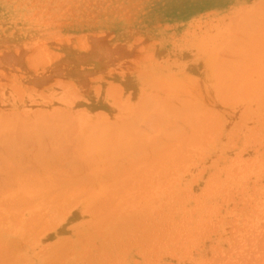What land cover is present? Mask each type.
<instances>
[{"label":"rangeland","instance_id":"rangeland-1","mask_svg":"<svg viewBox=\"0 0 264 264\" xmlns=\"http://www.w3.org/2000/svg\"><path fill=\"white\" fill-rule=\"evenodd\" d=\"M257 2H260V3H257ZM262 5H264V0H0V100H1L0 102V125H1L0 128H4V125L10 127L12 126L10 124L14 123L13 125H15V123L16 124L21 123L20 121L15 122L13 120L6 119L3 117L4 111H2V109L4 107H2V104L5 102L8 103V102L14 101L13 103H16L18 105L25 102L23 103V105L25 104L29 107L25 109L23 112L25 113L27 112L26 114L28 115H25L24 117H20L19 119L22 118V122L24 121L27 124H32V121H33V125L37 124L36 121L38 117L44 116L43 114H45L46 110H47L46 113L49 117H52L51 114H53V111L59 110L61 108H62L61 109L62 111L65 110L68 114L71 112L73 117L71 116V114L70 115L64 114L65 111L61 112L63 113V115L59 113L61 110L56 111L59 113V116L61 115L60 119L53 118L50 121V119L48 117L46 118L45 116V121H50L48 122L49 125L46 123V126L45 125L43 126L40 124V122H39L40 125L39 124L38 125L40 127L43 126L41 128H46V130L48 131L49 129H51L52 126H53L52 129L60 126L63 133L65 134L63 136H67V137H64L65 139H63L65 143H66L65 141L66 138H69V141H71V139H74V137H75V140H78L79 138L81 139V137L83 138V142L86 144L80 143L81 144L80 146L83 145V147L85 148L82 150V153H79L81 154L79 158L85 159L86 157H88V155L89 157L90 156L92 157V158L88 157L89 159H92V161L90 162L92 164L89 163L90 167L92 166V169L89 167L90 172H91L89 174H91L90 176L92 177L89 176L86 178L87 179L91 178V179H88L90 181V185L92 184L95 186V187L93 186L94 188L91 186L93 189H91L90 187V189L92 190L94 194L93 193L89 194V188H87V186H84V185H88L89 181L87 180L88 183L86 182L84 184L86 179H84L83 177H82L83 179L82 178L79 179V177L78 179H75V180L81 181V182L80 181H76V182L80 184L83 183L82 186L84 187H81L79 185L80 188H82V190L85 187L88 189L87 191L88 195H85L83 197L80 196L81 198L77 197L78 193H80V190H81L80 188L78 190L76 186L75 189L78 190V191L76 190V192L74 191V189L69 190L70 194L74 195L75 193L76 195L75 198L82 202V204H80L81 206L80 209H82L83 212L85 211L84 212L85 215H83V218H79V217L76 218L74 217L75 215H72V214L68 216L63 215L62 217L65 216V218H62L60 216L59 217L60 221L58 222L60 225L58 224L59 226H57L58 228L57 230H59V232L56 233L57 235H54L52 236V238H49L46 240L45 238L40 240L42 238L41 236L45 235L44 233H42L43 234L42 235L38 230L34 231L33 236H30L29 239L26 238V241L31 244L28 247V248H31V254L28 253V255L26 254L27 252L24 251L25 247L21 246L22 240L20 241V239H16L17 237L16 238L9 237L7 240L3 241L4 243L0 244L1 245L0 249H3V251L7 249V245L9 244L8 245L9 248L8 250H6V252L10 259L9 260L10 262L6 261L8 258H5V255H3L4 258L6 259L5 261L8 262L9 264H26L27 262L29 264H38V263L39 264H49V263L50 264H251V263L252 264L262 263L263 264L264 263L263 262L264 261V246H263L264 245V87L263 86L264 85L262 86L261 84L264 82L263 80L264 76L262 77L261 75H264V72H262L264 71L263 69L264 68V54H262L264 53V50L263 49L261 50V46L264 48L263 46L264 45L263 44L264 42V6ZM230 17H232V21L236 20L237 25H234L235 23L231 22ZM232 24L234 27L232 26ZM225 30H226V33H225ZM227 30L229 31L231 30L229 34ZM222 32H224V34ZM225 36L227 37L225 38ZM247 37H249V39ZM221 39L226 44L222 41L224 44L223 45L221 42ZM218 42H221V43H218ZM239 43H241L243 46H241V44ZM219 44L220 46H217ZM221 45H223V48H221L222 47ZM161 47H167L169 49L171 48L173 49H171L167 54H164V52L159 51ZM232 47L234 50L232 49ZM221 49H225L226 52L224 50L225 52L224 53L223 50ZM259 49L261 50L260 53L263 56L262 57L260 54L258 55L261 60V61L259 60L261 64H259L260 62L257 63L258 59L253 61L254 62L253 65L258 64L256 65L257 66L256 68L255 66L252 65L254 67V69L252 70L255 71L256 69V72H255L256 74L255 73L253 74L254 71L250 73H252L255 76L258 74L257 77L261 76L259 79L263 81L262 83L255 76L249 78L252 74L250 76L247 75V74H250L248 71L251 69V65H250L252 63L251 59H255L253 57L257 56L258 54L257 51H259ZM240 50H242V52L238 53L240 52ZM52 52H56V53H52ZM44 53L45 55H42ZM250 53H253L255 55L251 57L252 54ZM41 55L44 56L45 59L43 57V60H42ZM180 56L183 57V59L187 57V59L189 60L188 63L191 62V64H189L188 67L190 66V68L191 67H196V68L190 69V70L188 67L184 68L186 67V63L180 59ZM258 56L256 58H258ZM217 58H220V60ZM216 60H218V62ZM247 60L249 62V63L247 62L248 63L247 66L250 65L249 66L250 69L246 66ZM219 62L220 64L223 63V65L227 67H225L224 69V66L219 65ZM217 63H218L219 68H217ZM239 66H241V68L244 70L248 69L246 71L247 78L244 77L245 74H243V76L241 75L242 72H239V71H242V70H239L241 69ZM258 66L259 67L263 66V67H261L262 69L259 70ZM228 67L231 70L229 69L226 70V68ZM232 67H234L236 70L235 69L233 70ZM216 69H218V73ZM220 69H222L223 71L221 72ZM232 70L235 72V74ZM236 71L238 72V75L240 73V76H242L240 78H243L245 80L253 78L251 80L252 83L249 80L247 83V87H250L251 89L250 88L246 89L244 88L245 86H242L241 88L242 90H245V89L246 91L248 90L246 92L247 94H245L244 92L246 96L245 97L242 96L243 94L237 95L238 94V91H237V94H236L237 96L233 95L234 96L232 98L233 102L228 101L227 105H223L222 102L224 101L220 103L219 99L217 98V93L218 91H220L219 89H221V85L223 82H221V85L219 83L220 86L218 89V86L216 83L219 80L217 79V76L218 78L220 76L222 78L225 72L224 77L230 81L231 77L229 76L230 79L227 77L228 75H230L228 73H231L235 76L237 75ZM257 71H260V72H257ZM261 72L263 74H261ZM215 74H218V75H215ZM234 76L232 77L234 78ZM235 77L238 80L237 76ZM221 78L220 80H222ZM245 80H244V84H245ZM92 81H95V82L93 83ZM229 81L227 84L230 85V82L232 81L230 82ZM242 81L243 80H241L239 84L235 82V84L237 86L240 85V83L243 84ZM56 82L58 85H55ZM69 82L71 83V85H69L70 84ZM249 82L252 85H250ZM60 84H62L63 87L62 86H60L61 88L58 87ZM111 84L113 85V87L111 86ZM114 84L117 87L116 89H113L115 88ZM227 84L225 85L223 84L222 87L224 88L225 86L228 87ZM257 84L261 87L259 88ZM96 85H98L97 86L99 87L98 89ZM126 86H129L131 89L127 91L132 92L135 89L137 90L136 92L134 91L135 95L133 96L136 99H134L133 101H130L129 98H127L129 96L127 95L126 91L124 92V89H126ZM196 87H198V89ZM111 88L113 90H111ZM226 88L224 89L225 92L227 90H230V87H228L229 89H226ZM234 89H236V87ZM239 89L240 88H238V90ZM114 90H116V92ZM222 92L224 91H221V93ZM125 93L127 96L125 95ZM220 94L218 93V96H220ZM227 94H229V91L227 92ZM157 95L159 96V99L164 98L163 101L162 100L161 102L159 101L160 103H158ZM67 96L69 98H67ZM96 96H98L100 99V100L98 99L99 101L97 102H96ZM222 96L224 97L225 95H222ZM56 97H58V99ZM62 99H64L66 103L65 102L62 103L63 102ZM165 100L167 101V103L170 102L169 103L170 105H172L171 103H173V105L174 104L177 105L180 109H182V111L184 110V112L185 110L189 112L197 111V113L202 112L201 114H203L204 112L206 113V117H208L207 115L208 112L205 111V110H208L209 119L210 117H212L210 116V112H211V115L216 114L217 116L220 117V119H218L220 121L218 122L217 120H215L216 121L215 123L218 122L221 124H218L219 126L217 127V129H216V126H213L214 129H216L215 132H212L213 134H211L210 132L212 127L208 124L210 126L209 127L210 130L207 128L208 134H207V131H206V134L207 136H209V133L212 135L210 136L211 140L209 139V141H206L207 140L206 134L204 133L205 135H203V133H201V129L198 130L199 127L195 128L196 131L192 129L193 131H195L196 136L198 133L199 134L201 133V135L206 136L205 138L206 144H202V142H204L202 141L203 136L201 137L198 135L200 140L198 141L199 143L197 144V146H195L197 142L195 143L194 141L195 145L193 146V144H190L192 143V141H190L189 146L192 145L193 147L190 146L188 148L193 149L191 150V153L194 150L196 152L202 153L200 155L199 153H197L198 154L197 156L199 158L198 157L196 158L195 151L192 157L186 158L185 160L183 159L184 157L183 156L181 158L182 161H179L180 157L178 156V161L179 163L181 162L180 164H183L184 163L183 161L186 162L184 165H182V167L186 169L185 171L183 168L182 170L180 169L181 165L179 167L175 165L176 162L174 160L177 157L174 159L173 157L176 156L177 154L175 155L173 153L172 149L174 147H172L171 146L172 143L169 144V142L167 143L169 144V147L171 146V149L169 151H172V152L165 151L166 158L163 157V159L165 158L164 161H162L163 160L161 158L162 156L160 157L161 159H158L156 157V160L158 159L159 163H161L159 160L162 161V164H160L161 166L159 167L155 166L154 162H156V160L155 161L153 160L155 157L152 159L153 163L151 162V159L149 160L152 163L151 164L152 167L153 166H155L154 168L158 167L162 172L158 168L154 171L153 170L154 168L152 169L151 166H148L149 164L146 165L144 163L145 167H148V168L150 167L149 170H153V174L151 172L150 174H148V172H144L145 176H147V174L148 176L149 175L151 176L150 177L147 176L149 179L147 183H145L146 181L142 182L145 185L148 184V187L145 186L144 188H141V189L138 188L137 192L139 193L143 191V194L141 193L137 194L139 196L135 198L136 202L133 201L134 192L133 193L130 192V194H128V197L130 196L129 197L130 202H128L129 199H127L128 198L127 197L126 198L127 200L125 199L126 201L124 205L123 204L121 205L120 202L124 200L122 199V197H120L122 196L120 195L122 194L120 193L121 189L119 192H117L118 190L115 189L117 188L116 186L120 184L118 182L119 181V177H118L119 175H118L117 176L118 180L116 179L114 180H116L119 184L117 183L118 184L117 185L115 183L116 186L112 187L114 190H117L116 191L117 194L113 195L114 198L119 193V198L117 200L119 203L116 202V198H115V202L113 204L115 205V203H117L118 208H119V210L116 211L117 212L116 214L112 213V215L114 214L116 218L113 217L114 218L113 219L112 217H110L111 219H109L107 215H102V218L104 217L108 219L107 221H105V219L103 220V222L101 223L103 224V226H101V224L99 225L100 221L98 222V219L99 220L101 219L100 215H98L99 213L97 211L96 212L87 211L88 213H86V206L88 207V210H91L89 209L88 204H90L93 198H94V201L95 200L98 201L99 199L97 200V197L99 198L100 196L101 198L103 195L107 196L105 195L104 192L107 190L108 185L112 184V183H109L112 179H109L110 181L107 180L108 178L106 179L107 176H104V173L107 174L106 172H109L110 170L112 172H115L117 170L115 169L117 165H120V164L128 165V162L126 161H125L126 163H120L122 159L118 161L117 158H112L115 163V164L112 163L115 165L113 167L114 169H110V168H109L110 170L106 169L108 171L106 172L104 171V173L102 174L101 169H104V163L106 162V160L104 161L105 159L104 157L108 158L111 162V159H110L111 156L110 157L109 155L108 157L107 155L105 156V154L108 152V149H110L109 145L107 148H106V145L110 142H111V145L113 143L111 147H114V145L116 146L114 147L113 150L115 151L119 150L116 153V157L125 153L124 155L120 157L123 159L124 158L126 159L125 156H128L127 154L130 153L131 155L132 154L131 151L133 153L134 152L136 153V157H137V154L138 156L139 154L140 156L144 155L142 153H144L145 149L142 150V153L134 150V148H136L138 149V151H140L143 148L142 147L139 150L138 143L141 144L143 140L145 141L144 134H146V138L148 139L147 136H149L150 130L151 132L153 131L154 128H156L157 130L158 126L161 125L162 122L165 121V123H167L169 121H172L173 118L175 119V117L169 119L171 115L173 116V113H174L173 110H172V113L169 115V117L167 116L169 114V112L167 113V111H169L168 110L169 108L172 109V106L169 107V105L165 103L166 108L167 106L169 108L167 110L166 109L164 110L165 107H162V104ZM223 100H226V98L225 99L223 98ZM227 100L225 101V104L227 103ZM147 102L153 105H156L157 108L160 106L159 109H163V111L166 114V117L164 118H166V120L168 118V121H166L163 118L164 121L161 120V122H159L158 116L161 119L162 115H164V112H162L160 115L159 112H161L162 110L159 111L158 109L159 112L155 111V109L157 108L152 109V107H155V106L151 105L152 106L151 107L150 104ZM143 103H145V105H143ZM66 104L69 106H67ZM148 104H149V107H147ZM175 105H174V108H175ZM119 106L124 109L119 108ZM189 106H191V108H189ZM21 107L23 106L21 105ZM135 108H137V110ZM139 108L141 109L140 116L138 112ZM179 108H177L178 109L177 112L179 111ZM200 108L203 110L200 111L201 110ZM36 109L38 110L34 111ZM82 110L84 112H82ZM152 110L154 111L152 113H149ZM33 111L34 113L36 112L35 116L33 114ZM39 111H40V114L38 113ZM174 111L176 113V110ZM184 112L183 113L179 112L180 114L178 116L180 117L181 114L185 115ZM111 113H114L113 116L115 117V119L112 118L111 120V117H112L110 116ZM56 114L57 113H55V115ZM193 114L190 113L191 116H193ZM189 116H186L185 118L187 120L186 119L185 120L190 123V126L192 128V125H194V122L196 119L193 121L192 117L190 116L192 119L191 121L192 124H191V122L189 121L190 118H188ZM195 116L197 117L198 114ZM41 119H44V118H39L38 120H41ZM181 119L183 120V117L178 119L180 120V122L177 120L179 124H182L184 121V120L182 121ZM57 120H58V125H57ZM132 120H134L135 122H133ZM212 120L210 119V121ZM42 121L43 120H41V122ZM78 121H79L78 124L80 126L79 125L77 126ZM206 121L204 122L205 127L207 125ZM51 122L54 123V125H51L50 124ZM154 122H159L160 124L156 127L155 125H157V123H155L154 125ZM172 122H171V126L174 125L176 121L174 122V124ZM203 122L201 124H203ZM1 123H3V126ZM152 123L153 125H151ZM42 124H45V123L42 122ZM110 124H112V126L114 125L113 127L116 129L111 127ZM123 124H126V126ZM128 124L130 127L128 126ZM184 124L185 123H183V125ZM198 124H200V122ZM165 125L164 123L162 124V126H165ZM177 125L175 124L172 129H169L171 128L169 124H168L169 128L166 125L164 128L167 127L168 130L167 129L165 130L161 126L166 131L165 133L163 130V132L165 133L164 136H166L167 138L168 133L170 132L169 130H173L174 127H176ZM186 125L188 124L186 123ZM76 126L78 127V129ZM83 126L84 127L88 126L89 128L87 129L89 130H87L86 128L84 129H86L87 131L84 130ZM152 126L154 128H152ZM180 126L179 128H181ZM47 127L49 129H47ZM81 127H82V131L83 130L86 131L85 135L83 131V135L85 138L82 136ZM185 127L186 128L183 127L182 129H185V130L187 129L189 131L188 129L189 127L188 128L187 126ZM156 130L153 131L154 135H156L157 133ZM108 131H110L109 134L111 133L110 140L109 138H106L109 136ZM167 131L169 132L167 133ZM176 131L179 133L180 129ZM176 131L175 132L173 131V134L177 133ZM188 131L184 133H188ZM219 131L221 132V134ZM73 132L74 134H72ZM78 132L80 133V136L79 138H76L75 133L79 135ZM153 132L151 134H153ZM160 132H161V129H160ZM160 132H159V135H160ZM115 133L117 134V136ZM170 133L171 135H173L172 132ZM184 133L181 132V134H184ZM72 135L73 136L75 135V136L70 139ZM159 135L158 137L161 136ZM171 135L170 137H172ZM36 136L38 135H35L32 138L29 137V139H31L30 141H32V144L35 143L34 140H37ZM42 136L44 137L46 136L44 139L49 140V141H51V139H48V137L52 138L54 136L53 138H55L56 140L55 142L54 140L52 141L54 142V144L51 142L53 144V146L50 144L52 147L49 146L51 149L53 148L54 149L53 150L50 149L49 152L50 153L52 152L54 155H55V152L53 151H56V155L57 153L58 155L62 153L61 149L59 150V152L57 151L60 147L64 146L63 143H62V146H60L61 144L57 143L59 142L57 141V138H59L60 136H55V135H53L52 137L47 136V135H42ZM63 136H61L58 140L62 139ZM129 136L131 137L129 138L130 141L128 140ZM164 136H161L160 138ZM113 137L114 139H112ZM170 137L168 140H170ZM180 137L181 135H179V138ZM105 138L108 141V143H105ZM115 138L117 139L115 140ZM160 138L158 139L160 140ZM182 138L183 137L180 138L182 140L181 143L182 144L184 143L185 145L186 141L183 142ZM41 139H40V143L42 144L45 140L43 141L42 139L41 141ZM165 139L162 138V142L161 140L160 141L155 140V142L159 141L162 145V143L164 144L163 140L167 142V140ZM63 140H60V141L62 142ZM75 140H72V141L74 142ZM78 141H81V140H78ZM151 141L153 142V140ZM173 141L175 142V140ZM45 142H44L45 143L44 146L50 143V142L48 143L47 141ZM55 143H57V148H56ZM146 143L147 142H145V144ZM175 143L176 145L179 144L178 141ZM38 144L39 142L37 143V145ZM76 144L77 143L75 142L72 143L73 145L72 148L76 147ZM158 144L156 143V146ZM58 145L60 146L59 148H58ZM78 145L77 147H79ZM141 145H144V144H141ZM147 145H149V143H147ZM147 145H146V149L150 147ZM161 145H158V147L154 146L156 148L154 147L153 148L156 151V149L159 147H160L159 149H161ZM70 146H71V143L68 145V148H67L69 149V151L67 150L69 152V154L67 152L68 155H70L71 153L70 151L72 150ZM135 146H138V147H135ZM49 147L47 149H49ZM129 147L130 148L134 147V148L131 150ZM185 148H187V146H185ZM197 148L199 149L197 150ZM81 149L82 148H80V150ZM39 150H40V147L38 151ZM74 150L72 151L74 152ZM103 150H106L104 155L101 153V151ZM127 150L128 151L130 150V151L126 154ZM182 150L184 149L182 148L181 151ZM77 151L78 150H75V152ZM149 151L150 150H148V152ZM179 151L180 150L178 149V152ZM83 152H84V155L86 156L85 157L83 155V157L85 158H82ZM109 152L111 154V152L113 151H109ZM160 152H158V154ZM188 152L189 151L185 153L184 151V155L189 154ZM52 153L51 154L46 153V155L51 156V158H49L50 156L47 157L50 159V161H52L53 160L52 158L54 157ZM169 153H171V155ZM168 154L170 155L169 157L171 158V160L168 159L169 158ZM64 155H61V156L63 157ZM147 155H148V158L146 156H142V158L143 157L145 158V162L148 161L150 157L152 158L154 154L152 155L151 153ZM149 155H152V156L149 157ZM40 156L41 154L39 155V157ZM130 157L129 158L127 157L130 162H133L136 158L135 155H134L135 158L134 157L130 158ZM54 159L56 160L55 161L53 160L52 162H56L57 164L58 162L57 158L54 157ZM131 159L133 161H131ZM192 159L194 160V163H192L193 162ZM38 160L39 159H37V161ZM40 160L42 161L43 159L41 158ZM44 160L46 162L45 164H47L46 158H44ZM166 160H168L170 163L174 161L172 163L173 166L170 163L167 164L168 161L166 162ZM50 161L48 160V164H51V166H53L55 163L54 164L49 163ZM102 161L104 162L103 164H102ZM116 161H118V163ZM138 161H140V163L143 165V163L141 162V159H139ZM138 161L135 160V162H138ZM39 162L37 165H41V162L40 163ZM158 162L157 164L159 165ZM138 163H136V171L143 169L142 168L143 166L141 167V165ZM163 164L164 165L166 164V166H164ZM51 166L50 168H52ZM132 166L130 167L132 168ZM30 167H34V166H30ZM43 167L44 165L40 166V168L39 166L34 167L35 169L30 168L31 170H37V171H34L35 173L40 171V174H39L40 176L36 173V175L34 174V177H33L32 175L34 173L33 171L25 172V171H28V170H25L24 171L25 174L24 172L21 171L22 172L20 173L22 174L21 178L25 175L26 178L25 177L24 178L26 180L29 176L33 177V178L30 177L31 179L37 178L38 180L42 178V176H45V174L44 175L42 174L43 169H44ZM122 167L123 166H121V168ZM130 167H127L129 171H131V169H129ZM119 168L120 166L118 167V170H121V168L120 169ZM174 168H176V170H174ZM203 168L204 170L200 172V170H202ZM87 169L88 168H86V172L88 174ZM93 169H95L96 172H94L95 170ZM118 170L117 172H121ZM145 170H147V168ZM165 170H168V171L170 170L169 171L170 173L168 172L166 173V174H169L167 177L165 176ZM172 170L174 171L175 175H173ZM18 171L19 170H17V172ZM159 171L162 173V175L159 173ZM126 173L128 175L130 172L129 173L126 172ZM133 173L134 171L131 173V178L133 177ZM114 174H113V177H114ZM136 174L138 175V173ZM160 175L161 176L164 175L165 178H159ZM170 175H172V179L170 178L171 177ZM109 176L110 175H108V177ZM120 176L122 177V175ZM152 176L154 177V180ZM95 177H97V180L95 179ZM100 177L103 179H106L109 184L108 185L105 184V181L101 182V180L99 179ZM192 177H195V178L193 179ZM21 178L19 176L18 181H20ZM30 178H29V181H30L29 183L31 185ZM46 178L51 182L53 179L54 180L53 183L54 185H56L55 184L56 178L54 179L53 176L47 177V175H46ZM57 178L60 180L58 176ZM61 178H64V177H61ZM92 178H94L98 183L100 182L99 185L96 186L97 182L94 179H93L94 181L93 182ZM135 178L137 179L136 176L133 179L137 181ZM45 179L42 178L40 180L45 182V184L42 183V185L48 188H44L42 185H41L42 186L41 188L40 182L35 183V184L36 185L39 184L37 185V187L39 186V188H41L42 191H44L43 189H45V192H46L49 188L52 189L53 186L51 185L52 183H50L52 187L46 185L47 181H44ZM24 180L22 178L21 181H24ZM83 180L84 182H82ZM134 180H133V183H131L132 181L130 180L131 181L130 183L134 184L135 183ZM144 180H147V179H144ZM192 180H195V181H192ZM6 181L7 180H5L4 183L2 182V184H4L3 187L9 184L10 186L9 189H13V188L15 189V187L19 188V185L15 186L14 182L12 183L14 186L13 187L11 183H9L10 180L9 182L7 181L8 182L7 184H5ZM154 181H155L154 184L157 185V186L155 185V187L153 184ZM162 181L168 182V183L165 184L163 182L165 184L163 185ZM24 182H19V183L24 184ZM33 182L34 181H32V184ZM25 183H28V181H26ZM78 183L76 184L78 185ZM23 184H21V186ZM135 184L138 185L139 181ZM135 184H134V187H135ZM9 186H5L3 188L1 185L0 187L5 190V188ZM126 186L127 185H125V187ZM23 187H20V188H23ZM37 187L35 188L33 187L34 189L31 188L30 190L32 189L36 190ZM71 188H74V187L72 186ZM118 188H121L120 185L118 186ZM145 188H147V190ZM23 189H24L23 191L28 190V188L27 189L23 188ZM87 189H84V191ZM100 189L104 192L100 191ZM132 189L130 191H132ZM134 189L137 190V186ZM18 190L19 189H17L16 191L17 193H18ZM110 190L111 189H109V191L107 192L110 193ZM19 191H22V190L20 189ZM48 191L46 192V194H49ZM128 191L129 190H126L123 192L126 195ZM149 191L151 192L153 191V192L150 193ZM64 192H66V190ZM17 193L16 195L20 196L21 198L23 197L22 199H24L25 202L28 200V198H26L27 200L24 198V194H21L20 192H19L20 194L19 193L17 194ZM97 194L99 196H97ZM2 195L3 196L5 195L7 197L9 196L8 194H2ZM28 195L29 194H27V191H26L25 196L28 197ZM141 196L143 199H141ZM106 198L109 199L108 197ZM106 198L104 199V201H107ZM0 199L4 203L7 202V204L9 205L10 204H12V206L14 205L13 202L12 203L8 202L10 201L9 199L8 200L7 199L4 200L2 198ZM18 200H20V198ZM34 201L36 202L35 199ZM102 201L100 203H102ZM154 201L156 202L154 203ZM123 202L124 201H122V203ZM137 202L141 205H139ZM21 204L24 205L23 203ZM125 205H127V208ZM24 206H28V205H24ZM95 206H94V209L98 207V206L96 207ZM106 206H109V203H107ZM137 206L139 208H137ZM16 207L14 209H16ZM134 207H136V209H134ZM9 208H12L10 210L13 211V207H9ZM114 208H117V207L114 206ZM158 208H159V211H156L158 210ZM0 209L3 213V215L1 214L0 215L4 217L7 215L6 216L7 222H9V223H2L3 226H1V223H0V227L10 229L13 226L11 225L10 227H8L12 222V220H10L11 218L8 219V215L9 214L11 215V212L7 214L8 209L7 211L4 212L5 209L1 205H0ZM26 209L27 208H25L24 211ZM123 209H128V211L127 210L124 211ZM137 209H138V213L135 212L137 211ZM16 210H14L13 212L17 213ZM153 210H155L156 213ZM24 211L20 210L22 215L24 214ZM106 211H109V209ZM120 211L124 212L125 214H122V212L120 213ZM146 212H148L147 213L148 216ZM119 214H122V215H119ZM13 215L15 216L16 214H13ZM17 215L20 216L18 217V219H20L22 216L19 214ZM97 215L98 217H96ZM125 215H126V218H125ZM29 216L30 214L26 213L25 217L28 218ZM94 216L96 219L98 218L96 221L92 219ZM151 216L153 217L151 218ZM132 218H135V219L133 220ZM140 218L141 220H137ZM120 219H121V223L119 221ZM110 220L112 221L111 223L108 222ZM1 221L2 220H0V222ZM90 221H91L90 225L91 224L93 225V223L96 224V222H98L97 227H98L99 233H102V231L100 232V230L103 229L104 232L101 234V237L100 235H98V233H96L98 231L97 227L93 228L89 224L88 225L86 224ZM116 222L117 223L119 222L120 226L119 224L116 225ZM82 223L86 225H82ZM104 223H105V226H104ZM13 224H14V221H13ZM22 226L18 228L21 230H24ZM25 229L27 231L28 227ZM111 231H113L112 234H111ZM35 233H37V236L35 235ZM53 234H55V232ZM200 234H203V235H200ZM254 235H257V236H254ZM83 237L86 238V240H83L84 239ZM252 237L254 239H252ZM92 243H95V244H92ZM2 244L5 245V246L3 245L4 247H6L5 249L1 248ZM93 246H95V248H93ZM86 247H88L87 248L88 253L85 250ZM247 248H248V251H246ZM10 249H13V251H11ZM9 250L11 251L10 253L14 254L13 256L18 257V259L21 260L19 263H16L17 259L14 260L15 257L13 258V256H11L12 254L11 255L8 254ZM83 251H86V252L84 253ZM3 264H5V262Z\"/></svg>","mask_w":264,"mask_h":264},{"label":"bare ground","instance_id":"bare-ground-1","mask_svg":"<svg viewBox=\"0 0 264 264\" xmlns=\"http://www.w3.org/2000/svg\"><path fill=\"white\" fill-rule=\"evenodd\" d=\"M257 3H260V2H257ZM257 3H256V4H257ZM256 4H254V5H256ZM262 6H264V5H262ZM254 7H255V6H254ZM254 7H253V8H254ZM253 8H252V9H253ZM250 10H251V9H250ZM250 10H249V11H250ZM230 11H231V10H230ZM242 12H244V11H242ZM252 12H253V11H252ZM246 13H247V12H246ZM239 14H240V13H239ZM240 15H241V14H240ZM237 16H238V15H237ZM234 17H235V16H234ZM241 17H242V16H241ZM230 18H231V22H232V23L234 22V23H235L234 25H237V24H236V20L234 19L235 21H232V17H230ZM236 18H237V17H236ZM239 18H240V17H239ZM241 22H242V21H241ZM257 25H258V24H257ZM232 26H233V24H232ZM230 27H231V26H230ZM233 27H234V26H233ZM227 31H228V34H229V32H230L231 30H230V31L227 30ZM255 32H256V31H255ZM261 32H262V30H261ZM222 33L224 34V32H222ZM225 33H226V30H225ZM231 33H232V32H231ZM218 34H219V33H218ZM231 35H232V34H231ZM255 35H257V34H255ZM240 36H241V34H240ZM226 37H227V36H225V38H226ZM234 38H235V37H234ZM247 38L249 39V37H247ZM255 38H257V37H255ZM228 39H229V38H228ZM223 40H224V38H223ZM223 40L221 39V42H222ZM234 40H235V39H234ZM199 42H200V41H199ZM201 42H202V41H201ZM221 42H218V43H221ZM223 42H224V41H223ZM223 42H222V44H223ZM226 42H227V41H226ZM250 42H251V41H250ZM250 42H249V43H250ZM224 43H225V42H224ZM199 44H200V43H199ZM215 44H217V43H215ZM225 44H226V43H225ZM239 44H241V43H239ZM263 44H264V42H263ZM223 45H224V44H223ZM223 45H221V46H222L221 48H223ZM250 45H251V44H250ZM250 45H249V46H250ZM254 45H255V44H254ZM211 46H212V45H211ZM213 46H214V44H213ZM213 46H212V47H213ZM217 46H220V44L217 45ZM241 46H243V45L241 44ZM263 46H264V45H263ZM239 47H240V46H239ZM258 47H259V46H258ZM258 47H257V48H258ZM226 48H227V46H226ZM236 48H237V47H236ZM236 48H235V49H236ZM247 48H248V47H247ZM247 48H246V50H247ZM257 48H256V49H257ZM171 49H173V48H171ZM171 49H169V48H167V47H161L159 51H160V52H164V54H167ZM230 49H231V48H230ZM230 49H229V50H230ZM232 49H233V47H232ZM262 49L264 50V48L261 46V50H262ZM219 50H220V49H219ZM219 50H218V51H219ZM221 50H223V52H224L225 49H221ZM233 50H234V49H233ZM238 50H239V49H238ZM251 50H252V49H251ZM261 50L259 49V51H257V52H258L257 56H258L259 54H260L261 56H262V54H264V53H262V54L260 53ZM227 51H228V50H227ZM235 51H236V50H235ZM248 51H249V50H248ZM254 51H255V50H254ZM254 51H253V52H254ZM221 52H222V51H221ZM221 52H220V53H221ZM225 52H226V50H225ZM225 52H224V53H225ZM232 52H233V51H232ZM241 52H242V50H240V52H238V53H241ZM249 52H250V51H249ZM39 53H40V52H39ZM39 53H38V54H39ZM52 53H56V52H52ZM36 54H37V53H36ZM222 54H223V53H222ZM222 54H221V55H222ZM250 54H252L251 57L255 55V54H253V53H250ZM33 55H34V54H33ZM42 55H45V53L42 54ZM42 55H41V56H42ZM236 55H237V54H236ZM242 55H243V53H242ZM31 56H32V55H31ZM54 56H55V54H54ZM244 56H245V55H244ZM257 56H256V57H257ZM261 56H260V57H261ZM43 57H44V56H42V60H43ZM218 57H219V55H218ZM221 57H222V56H221ZM238 57H239V56H238ZM256 57H253V58H255V59H251V60H252V63L250 64V65H251V69H250V67H249L250 65L247 66L248 63H249L248 60L246 61V63L248 62V63L246 64V66L250 69V70L248 71L249 73L254 71V70H252V69H254L253 66H255V68H256V67H257L256 65H258V64H256V63H255L256 65H253V64H254L253 61H255V60H257V59H258V60H257L258 62L256 61L257 63H259V62L261 61L260 58H259V56H258V58H256ZM262 57H263V56H262ZM262 57H261V58H262ZM33 58H34V57H33ZM33 58H32V59H33ZM233 58H234V56H233ZM242 58H243V57H242ZM34 59H35V58H34ZM39 59H40V58H39ZM44 59H45V57H44ZM180 59L186 63V67H184V68H187L188 65L191 64V62L188 63L189 60L187 59V57H185V58L183 59V57L180 56ZM192 59H193V58H192ZM192 59H191V60H192ZM217 59L220 60V58H217ZM231 60H232V59H231ZM233 60H234V59H233ZM259 60H260V61H259ZM40 61H41V60H40ZM46 61H47V60H46ZM192 61H193V60H192ZM216 61L218 62V60H216ZM240 61H241V59H240ZM243 61H244V60H243ZM29 62H30V61H29ZM43 62H44V61H43ZM238 63H239V62H238ZM27 64H28V63H27ZM36 64H37V63H36ZM36 64H35V65H36ZM224 64H225V63H224ZM243 64H244V63H243ZM259 64H261V62H260ZM262 64H263V63H262ZM44 65H45V64H44ZM219 65L222 66L223 63L220 64V62H219ZM252 65H253V66H252ZM165 66H166V65H165ZM167 66H168V65H167ZM169 66H170V65H169ZM223 66H224V65H223ZM234 66H235V65H234ZM246 66H245V68H246ZM225 67H227V66H224V69H225ZM229 67H230V66H229ZM229 67L226 68V70H227V69L231 70ZM236 67H238V66H236ZM239 67L241 68V66H239ZM252 67H253V68H252ZM258 67H259V66H258ZM261 67H263V66H261ZM261 67H259V70L262 69ZM34 68H35V67H34ZM188 68H189V70H190V69H195L196 67H191V68H190V66H189ZM217 68H219L218 63H217ZM222 68H223V67H222ZM25 69H26V68H25ZM232 69L234 70L235 68L232 67ZM263 69H264V68H263ZM220 70H221V72L223 71L222 69H220ZM226 70H225V71H226ZM233 70H232V71H233ZM235 70H236V69H235ZM239 70H242V71H239V72H242V73H241L242 76H243V74H245L244 77H246L247 75L250 76V75L252 74V73L247 74L246 71H247L248 69L244 70V69L241 68V69H239ZM257 70H258V69H257ZM216 71H217V73H218V69H216ZM244 71H245V73H244ZM233 72H234V71H233ZM236 72H237V71H236ZM255 72H256V69H255V71L253 72V74H254ZM257 72H260V71H257ZM262 72H264V71H262ZM262 72H261V74H263ZM112 73H113V72H112ZM226 73H227V72H226ZM220 74H221V73H220ZM220 74H219V75H220ZM224 74H225V72H224ZM224 74H223L222 78H221V76H220L219 78H218V76H217V79H218L219 81H218V80H217L218 82L215 81V82H217L216 84H217V86H218V89H219V86L221 85V82H223L222 85H221V89H219L220 91H218L219 94L221 93V91H224V92H225L224 89H225L227 86H225V88L222 87V86H223V84H224V85L227 84L228 81H229L227 78L224 77V76H225ZM228 74H230V75H228L227 77H228L229 79H230V77H231V80H230V81H232V82L229 81V82H230V85L227 84L228 87H230V90H227L225 93L222 92L223 94L221 93L220 96H218V93L215 92V93H217V98L219 99L220 103H221L222 101H224V102H222L223 105H227V104H228V101H229V102H230V101L233 102V101H232V98H233L234 96L239 95V94H243L242 96L245 97V96H246L245 94H247L246 92L248 91V90L246 91V89H247V88H248V89L250 88V87H247L248 80L251 81V80L253 79V78H252V79H248V80L246 79V80H245V79H243V78H240V77H242V76H240V73H239V75H238V72H237V75H235V76H237V78H238V80H239V81H238V80L236 79V77H235L233 74H231V73H228ZM234 74H235V72H234ZM246 74H247V75H246ZM253 74H252L249 78L255 76V75H253ZM255 74H256V73H255ZM215 75H218V74H215ZM259 75H260V73H259ZM107 76H108V75H107ZM111 76H112V75H111ZM130 76H132V75H130ZM229 76H230V77H229ZM232 76H234V78H233ZM257 76H258V74H257L255 77H256L257 79H259L261 76L263 77L264 75H261V76H259V77H257ZM105 77H106V76H105ZM220 78H221L222 80H220ZM246 78H247V77H246ZM256 78H255V79H256ZM263 78H264V77H263ZM102 79H103V78H102ZM226 79H227V81H226ZM232 79H233V80H232ZM261 79H262V78H261ZM95 80H96V79H95ZM133 80H134V79H133ZM241 80H243V81H242L243 84L240 83V85L237 86V85L235 84V82L238 81L237 84H239V82H240ZM244 80H245V84H244ZM259 80H260V79H259ZM263 80H264V79H263ZM225 81H226V82H225ZM92 82L94 83L95 81H92ZM103 82H104V81H103ZM256 82H257V81H256ZM260 82L262 83L263 81L260 80ZM69 83H70V82H69ZM219 83H220V85H219ZM231 83H232V84H231ZM233 83H234V84H233ZM249 83H250V82H249ZM251 83H252V81H251ZM251 83H250V85H252ZM259 84H260V83H259ZM55 85H58L57 82L55 83ZM69 85H71V83H70ZM114 85H115V84H114ZM261 85L263 86V85H264V82H263ZM13 86H14V85H13ZM60 86L63 87L62 84H60L58 87H60ZM64 86H65V85H64ZM97 86H98V85H96V87H97ZM111 86L113 87L112 84H111ZM239 86H240V87H239ZM242 86H245L244 88H246V89H245V90H242V89H241ZM257 86H258L259 88L261 87V86H259L258 84H257ZM14 87H15V86H14ZM94 87H95V86H94ZM96 87H95V88H96ZM114 87H115V88H113V89H116V88H117L116 85H115ZM135 87H136V86H135ZM198 87H199V86H198ZM198 87H196V88L198 89ZM228 87H227L226 89H229ZM235 87H236V89H234ZM263 87H264V86H263ZM47 88H48V87H47ZM60 88H61V87H60ZM92 88H93V87H92ZM98 88H99V87H97V89H98ZM119 88H120V87H119ZM136 88H137V87H136ZM201 88H202V86H201ZM231 88L234 89V90H232ZM238 88H240L241 90H240V89L238 90ZM244 88H243V89H244ZM254 88H255V87H254ZM62 89H63V88H62ZM70 89H71V88H70ZM113 89L111 88V90H113ZM216 89H217V88H216ZM216 89H215V91H216ZM222 89H223V90H222ZM250 89H251V88H250ZM255 89H256V88H255ZM16 90H17V89H16ZM72 90H74V89H72ZM83 90H85V89H83ZM120 90H121V89H120ZM127 90H131L129 86H126V89H124V92L126 91L127 95L129 96V97H127V98H129L130 101H133L134 99H136L133 95H135V92H136L137 90L135 89V90H134L135 92H134V91L131 92V91H127ZM231 90H232V91H231ZM235 90H236V91H235ZM75 91H76V90H75ZM114 91L116 92V90H114ZM114 91H113V92H114ZM185 91H186V90H185ZM228 91H229V94H227ZM233 91H234V92H233ZM237 91H238V94H237ZM239 91H240V93H239ZM249 91H251V90H249ZM19 92H20V90H19ZM164 92H165V90H164ZM230 92H232V93H230ZM244 92H245V94H244ZM17 93H18V92H17ZM100 93H101V92H100ZM126 93H125V95H126ZM209 93H210V92H209ZM209 93H208V95H209ZM120 94H121V93H120ZM210 94H211V93H210ZM236 94H237V95H236ZM111 95H113V94H111ZM127 95H126V96H127ZM222 95H225V96L223 97ZM226 95H228V96H226ZM233 95H234V96H233ZM157 96H158V95H157ZM79 97H80V96H79ZM112 97H113V96H112ZM114 97H115V96H114ZM228 97H229V98H228ZM230 97H231V98H230ZM56 98L58 99V97H56ZM67 98H69V97L67 96ZM141 98H143V97H141ZM161 98H162V97H161ZM221 98H222V99H221ZM223 98H224V99L226 98V100L228 99L226 104H225V101H226V100H223ZM98 99H99V97L96 96V102L100 100V99H99V100H98ZM157 99H158V103H160L161 100L163 101L164 98H163V99H159V96H158ZM62 100H63L62 103H64V102H65L64 99H62ZM73 100H74V99H73ZM118 100H119V99H118ZM126 100H128V99H126ZM141 100H143V99H141ZM145 100H146V98H145ZM210 100H211V99H210ZM236 100H237V99H236ZM17 101H18V100H17ZM46 101H47V100H46ZM69 101H70V100H69ZM138 101H139V100H138ZM159 101H160V102H159ZM165 101H166V100H165ZM165 101L163 102L164 106H163V104H162V107H165L164 110H165V109L167 110L169 107L172 106V109H171V108L168 109L169 111H167V113L169 112V114H168L167 116L169 117V115L172 113V110H173V112H174V113H173V116L171 115L172 117L170 116L169 119L175 117V119L173 118L174 121L172 120L173 122H172V121H169L170 123H169V122H167V123L171 126V122H172L173 124H174L175 121H176V122H178V121L180 122V120H178V119L183 117V120H184V121H183L182 119H181V120L183 121V123H185L184 125L187 126V128L189 127V128H188L189 131H188L187 129H186V130L188 131V133L190 132V133H192V134H190V133H189V134H188V133H184V132H187V131H186L185 129H182V128H183V127L186 128V127L183 125V123H182V121H181L182 124H179V122H178V123L175 122L176 125H177V124H178L179 126L181 125V126H180L181 128H179V126L177 125L176 127H174V129L176 128L175 130H174V129H173V130H169L170 132H172V134H173V131L175 132L176 130H179V129H180V132L178 133V132L176 131L177 133H175V134H177V135H175V134L171 135V133H170L169 131H167V133H168V132H169V133H168V137L166 138V136H164L165 133H166L165 130H166V129L168 130L169 126H168V124L165 123V121H164V119L166 120V118H164V117H166L165 112L163 111V109H159L160 106L157 108L156 105H153V104L147 102V103L150 104V106H151V105H152V106H155V107H152V106H151L152 109L157 108V109H155V111H158V109H159V111L162 110L161 112L158 111V112L160 113V115H161L162 112H164V115H162L161 119H160V117L158 116V118H159V122H161V120H163L164 122H162L161 125H159V124H160L159 122H154V125H155V123H157V125H155L156 127H157L158 125L160 126V128H159V126H158V128H157V130L159 129L158 131L156 130V128H154V127L152 126V128H154L153 131L156 130V132H157L158 134L155 132L156 135H154V132H153V131H152L153 134H151L152 132H151V130L149 129V130H150V133H149V136H147V137H148V139H147V138H146V134L143 133V134L145 135V137H144V138H145V141L143 140L144 142L142 141V143H141V144H144V145H141L140 143H138V145H139V150L143 147L140 151H138V149H136V148L133 147L135 151H137V152H141V153H142V150L145 149L146 152H145V150H144V153H142V154H144V155H142V156H146L147 158H148V155H147V154H151V153H152V155L154 154L153 156H152V155H149V157L152 156V158L150 157V158L148 159V161H146V162H147V163H146V162H145V158H144V157L142 158V156H140V154H139V156H138V154H137V157H136V153H135V152L133 153L132 151H131V153L133 154V155L131 154L132 156L130 155V153L127 154L130 150H129V151H128V150L126 151V154L128 155V156H125L126 159H125V158H124V159H123V158H120V157H121L122 155H124L125 153H123V154H121V155L119 154L120 156H117V157H116V153H117L119 150H116V151L113 150L114 147H116V146L114 145V147H111V146L113 145V143H112V145H111V142L108 143V141L106 140V138H109V140H110V134H111V133L109 134V132L111 131V129H112V128H111L110 131H108L109 136L107 135L108 137L105 138V143H108V144L106 145V148L108 147V145H109V148H110V149H108V152H107L108 154L106 153L105 156H106V155H107V157H108V155H109V157L111 156V157H110L111 162H110V160H109L108 158L104 157V158H105L104 161L106 160V162L104 163V162L102 161V164L104 163V169H101V172H102V174H103L104 171L106 172V171H108V170H110V169H114L113 167L115 166V165H114L115 163H114V160H113L112 158H117L118 161H120V160L122 159V160H121L122 162L120 161V163H126V162H128V165H127V164H120V165H117V166L115 167V169L118 170V167H119V166H120V168H121V166H123L124 168L122 167L121 170H118V171H121L122 173L124 172L126 175H125L124 173L122 174L121 172H117V170H116V171L114 170L115 172H112V171L110 170L111 172H110V171H109V172H106L107 174L104 173V176H107L106 179L108 178L107 180L112 179V180H111L112 182L109 180V181H110L109 183H112V184L114 183V184H113L114 186H113L112 184H109V183L107 182L106 179H103V178H101V177L99 178V179L101 180V182H102V181H105V184H107V185L109 184V185H108V188H107V190H106L105 192L102 191V190L100 189V191L104 192L105 195H107V196H104V195H103V196L100 198V196L97 194V196H99V198L97 197V200H98V199H99V200L101 199V200H100V201H99V200H98V201H96V200L94 201V198H93V200H91L92 204H91V202H90V204H88L89 209H91V210H88V207L86 206V213L91 212V211H92V212H94V211L96 212V211H97V212L99 213L98 215H100V217H101L100 220L97 218V219H98V222L100 221V222H99V225L103 222L104 219H105V221H107V219H108V218L106 219V218H104V217L102 218V215H107V216L109 217V219H111L110 217H112V218H113V217L116 218L114 214H113L114 216L112 215V213H115V214H116V213H117L116 211H118L119 208H118V204H117V203H115V205H113V204H114V202H115V198H116V202H118L117 200H118V198H119V193H118L117 196H115V198H114L113 195H114V194H117V192H119L120 189H121L120 193H122V194H120V195H122V196H120V197H122V199H124V200H122V201H124L123 203H122V201L120 202L121 205H122V204L124 205V203H125V201H126L127 199H129L128 202H130V198H129L130 196L128 197V194H130V192H131V193H133V192L136 193V194L133 193V195H134V200L132 199L134 202H136V201H135V198H136L137 196H139V195H137V194H139V193L143 194V191H142V192H139V193L137 192V191H138V188L141 189V188H144L145 186L148 187V184L145 185V184L142 183V182H145V181H146L145 183H147V182L149 181L148 177H150L151 175L148 176V174H150V172L153 174V170L155 171L159 166H161L160 164H162V161H164V159L166 158V156H165L166 154H165V153L168 152V151L171 149V146L174 147V148L172 149L173 153H174L175 155L177 154L176 156L173 157V159L177 157V158L174 160V161L176 162L175 165L178 166V167L181 165V166H180V169L182 170V168L184 169V167H182V165H184L186 162L183 161L184 163H183V164H180L181 162L179 163V161H182L181 158L184 156L183 159L185 160L186 158L192 157V156H193V153L196 152V151L194 150L195 152L193 151V152L191 153V150H193V149H190V148H188V147H190V146L193 147V146L195 145L196 142H197V143H196L195 146H197V144L199 143L198 141L200 140V139H199V136L202 137L203 135H205V134H206V131H207V134H208V129L210 130V128H209L210 126L212 127V129H211L212 131L210 130V132H211V134H213L212 132H215V131H216L217 127L219 126L218 124H221V123H218V122L220 121V120H218V119H220V117L217 116L216 114H214L215 116H214V115H211V112H210V116H212V117H210V119H211V120H212L213 118H214V119H213L212 121H210V119H209V111H208V110H205V111L208 112V113H207L208 117H206V113H204V112H203V114H201L202 112H201V113H200V112L197 113V111H195V112H194V111H193V112H189V111L185 110V112H184V110L182 111V109H180L177 105L174 104V105H175V108H176V109H175L173 103H171L172 105H170V104H169L170 102L167 103V101H166V102H165ZM0 102H1V100H0ZM13 102H14V101H13ZM13 102H8V103H6V102L3 103V102H2V103L4 104V105L2 104V107H4V108L2 109V111H4V113H3L4 116H3V117L6 118V119L13 120V121H15V122H16V121H20L21 123H18V124L15 123V125H13L14 123H13V124H10V125H12L13 127H12V126L9 127V126L4 125V128H0V183H1L2 187H3L4 184H2V182L4 183L5 180H7V181L9 182V180H10L9 183H11L12 186H13L12 183L14 182V185H15V186H16V185H17V186L19 185V188H16V187H15V189H14V188H13V189H9V188H10L9 184H8V185H5V186H9V187H6L5 190L2 189V188L0 187V195H1L0 198H2V199H4V200H5V199H7V200L9 199L10 201H8V202H9V203H12V202H13V204H14L13 206H12V204H10V205H11V206H10L9 204H7V202H5V203H6V204H5V203L0 199V200H1V201H0V205H1L2 207H4V209H5V210L3 209L4 212L7 211V209H8L7 214H9V213L11 212V215H10V214L8 215V219L11 218L10 220H12V222H11V224H10L8 227H10L11 225H13L10 229H8V228L6 229V228H4V227H0V244H1V243H4L3 241L7 240L9 237H14V238L17 237L16 239H20V241L22 240V242H21L22 245H21V246H22V247H25V248H24V251L27 252L26 254L28 255V253L31 254V248H28L31 244H30L29 242L26 241V238L29 239L30 236H33L34 231H37V230H38L41 234L44 233L45 235H44V236H41L42 238H41L40 240H42V239H44V238H45V240H46V239L52 238V236H54V235H57L56 233L59 232V230H57V229H58L57 226L60 225V224L58 223V222L60 221V220H59V217H60V216L62 217L63 215L68 216V215L72 214V215H75L74 217H76V218H78V217H79V218H83V215H85V213H84L85 211L83 212L82 209H80V208H81L80 204H82V202L75 198V197H76L75 193H74L75 196L72 195V194H70V191H69V190L74 189V191L76 192L77 189L79 190L80 186H81V187L87 186V188H89V194H92L93 192H92L91 189H93L95 186L92 185V184L90 185V181H89L88 179H91V178H88V179L86 178V177H89V176L91 175V174H89V173H91V172H90V168L92 169V166L90 167V164H92V163H90V162L92 161V159H89V158H92V157H91V156L89 157V155H88L89 158L86 157V156L84 155V152H83V154H82V158H85V157H86V158H85V159H80V158H79L80 155H81V154H79V153H82V150L85 148V147H83V145L80 146V145H81L80 143H82V144L84 143V142H83V138H82V137H81V139L79 138L80 133L78 132L79 135H78L77 133H75V135H76V138H79L78 140H81L82 142H81V141H78V140H75V137H74L75 135H74V136L72 135V136L70 137V139H71L72 137H74V139H71V141H72V140H75L74 142L77 143V144H76V147L72 148V146L74 145V144L72 145V143H74V142H73V141H72V142L69 141V138H66V140H65L66 143L64 142L63 139H65L64 137H67V136H63V135H65V134L63 133V131H62V129L60 128V126L55 127L54 129H52L53 126L51 127V125H54V123H52L53 121L50 123V124H51V125H50L51 129H49V128L47 127V129H49V131L46 130V128H41V127H43L44 125L46 126V123L48 124V122H50L53 118H54V119H56V118H57V119H58V118L60 119V116L63 115V113H61V112L65 111V110L62 111V110H61L62 108H61V109H59V110H55V111H53L54 116H53V114H51V113H52V111H51L50 114L52 115V117H49V116L47 115V113H46L47 110H46V111H45V114L42 113V114L44 115L43 117H42V116L38 117V115H37V117H38V118H37V121H38V122L36 121L37 124L33 125V121H32V124H27V123L24 122V121L22 122V118L19 119L20 117H24L25 115H28V114H26L27 112L25 113V112H23V111H24L25 109H27L29 106H27V105H25V104L23 105V103H25V102H23V103H21V104H19V105L16 104V103H13ZM50 102H51V101H50ZM57 102H58V101H57ZM71 102H72V101H71ZM84 102H85V101H84ZM139 102H140V101H139ZM175 102H176V101H175ZM44 103H45V102H44ZM44 103H43V104H44ZM65 103H66V102H65ZM113 103H114V102H113ZM165 103H166L167 105H169V107L167 106V108H166V104H165ZM177 103H178V102H177ZM45 104H46V103H45ZM49 104H50V103H49ZM49 104H48V105H49ZM68 104H69V103H68ZM72 104H73V103H72ZM103 104H104V103H103ZM114 104H115V103H114ZM136 104H137V103H136ZM141 104H142V103H141ZM149 104H148L147 107H149ZM21 105H22L23 107H21ZM64 105H65V104H64ZM66 105H67V104H66ZM73 105H74V104H73ZM143 105H145V103H143ZM146 105H147V104H146ZM189 105H190V104H189ZM67 106H69V105H67ZM106 106H107V105H106ZM116 106H117V105H116ZM138 106H139V105H138ZM141 106H142V105H141ZM176 106H177V107H176ZM186 106H188V105H186ZM198 106H200V105H198ZM117 107H118V106H117ZM143 107H144V106H143ZM147 107H145V108H147ZM162 107H161V108H162ZM184 107H185V105H184ZM225 107H226V106H225ZM47 108H48V107H47ZM119 108H121V107L119 106ZM173 108H174V109H173ZM177 108H179V111H178V112H177V110H178ZM189 108H191V106H189ZM67 109H68V108H67ZM121 109H124V108H121ZM121 109H120V110H121ZM135 109L137 110V108H135ZM148 109H149V108H148ZM193 109H194V108H193ZM200 109H201V108H200ZM37 110H38V109H36V110H34V111H37ZM52 110H54V109H52ZM60 110H61V111H60ZM87 110H88V109H87ZM112 110H113V109H112ZM140 110H141V109L139 108V111H138V112H139V116H140ZM174 110H176V113H177V114L175 113ZM202 110H203V109H201L200 111H202ZM34 111H33V114H34V116H35L36 112L34 113ZM43 111H44V110H43ZM56 111H60L59 113H61V115L59 116V113L56 112ZM68 111H69V110H68ZM70 111H71V110H70ZM103 111H104V110H103ZM143 111H144V110H143ZM153 111H154V110H152V111L149 112V113H152ZM170 111H171V112H170ZM181 111H182V112H181ZM41 112H42V111H41ZM65 112H66V111H65ZM65 112H64V114H68L67 112H66V113H65ZM82 112H84V111L82 110ZM179 112H180V113H183V112H184L186 116H189L190 113H192V114L194 113V114H193L194 117L190 115V116L192 117L193 121L196 119L195 122H194V125H192V128H191V126H190V123L186 121L187 119L185 118L186 116H185L184 114H181L180 117L178 116V115L180 114ZM38 113L40 114V111H39ZM55 113H57L56 115H58L59 117L56 116ZM188 113H189V114H188ZM70 114H71V112H70L68 115H70ZM135 114H136V113H135ZM154 114H155V113H154ZM197 114H198L197 117H199L200 119L197 118V117L195 116V115H197ZM68 115H67V116H68ZM113 115H114V113H111V115H110V116H112V117H111V120H112V118L115 119V117H114ZM176 115H177V116H176ZM182 115H183V116H182ZM218 115H219V114H218ZM1 116H2V115H1ZM45 116H46V118L48 117V118L50 119V121H45ZM71 116L73 117L72 114H71ZM139 116H138V117H139ZM154 116H155V115H154ZM190 116H189L188 118L191 119ZM202 116H203V117L205 116V117H204L205 119H204ZM177 117H178V118H177ZM218 117H219V118H218ZM39 118H44V119H41V120H43L42 122L45 123V124H42L41 120H38ZM67 118H68V117H67ZM77 118H78V117H77ZM142 118H143V117H142ZM158 118H157V119H158ZM163 118H164V119H163ZM202 118H203V119H202ZM206 118H207V119H206ZM137 119H138V118H137ZM150 119H151V118H150ZM153 119H154V118H153ZM185 119H186V120H185ZM190 119H189V121L191 122L192 119H191V120H190ZM30 120H31V119H30ZM47 120H48V119H47ZM76 120H78V119H76ZM138 120H139V119H138ZM177 120H178V121H177ZM197 120H198V121H197ZM201 120H202V121H201ZM204 120H205V121H206V120H207V121L209 120L208 122L206 121V124H207L206 127H205V125H204V124H205V123H204V122H205ZM215 120H217L218 122L215 123V122H216ZM54 121H56V120H54ZM121 121H122V119H121ZM132 121L135 122L134 120H132ZM166 121H168V118H167ZM203 121H204V122H203ZM39 122H40V124L43 125V126L40 127V126H39V125H40ZM80 122H81V121H80ZM136 122H137V121H136ZM151 122H153V121H151ZM151 122H150V123H151ZM199 122H200V124L203 122V124L200 125V124H198ZM211 122H212V123H211ZM22 123H23V124H22ZM61 123H62V122H61ZM78 123H79V121L77 122V126L79 125ZM122 123H123V122H122ZM163 123H164V125L166 124V125L168 126V128H167V127L164 128L166 125H165V126H162ZM186 123H187L189 126L186 125ZM213 123H214V124H213ZM1 124H2V126H3V123H1ZM38 124H39V125H38ZM139 124H140V123H139ZM175 124H174V125H175ZM191 124H192V122H191ZM208 124H209L210 126H209ZM48 125H49V124H48ZM57 125H58V120H57ZM59 125H60V124H59ZM123 125L126 126V124H123ZM132 125H133V124H132ZM134 125H135V124H134ZM141 125H142V124H141ZM151 125H153V123H152ZM174 125H172L171 128H169V129H172ZM182 125H183V126H182ZM198 125H199V126H198ZM203 125H204V126H203ZM0 126H1V125H0ZM5 126H6V127H5ZM65 126H66V125H65ZM70 126H71V125H70ZM77 126H76V127H77ZM79 126H80V125H79ZM110 126L113 127L114 125L112 126V124H110ZM125 126H124V127H125ZM128 126H129V124H128ZM128 126H127V127H128ZM147 126H148V125H147ZM161 126H162L165 130H164ZM201 126H202V127H201ZM213 126H216V129H214ZM129 127H130V126H129ZM133 127H134V126H133ZM193 127H194V128H193ZM198 127H199V128H198ZM62 128H63V127H62ZM66 128H67V127H66ZM84 128L87 129V128H89V127H88V126H85V127L83 126V129H84ZM113 128H114V127H113ZM131 128H132V127H131ZM150 128H151V127H150ZM178 128H179V129H178ZM195 128H198V130L201 129V133H203V135H201V133H200V134L198 133L197 136H196V134H195V131H196ZM205 128H206V129H205ZM207 128H208V129H207ZM77 129H78V127H77ZM86 129H84V130H86ZM114 129H116V128H114ZM129 129H130V128H129ZM146 129H147V128H146ZM146 129H144V130H146ZM160 129H161V132H160ZM192 129L195 130V131H193ZM202 129H203V130H202ZM213 129H214V131H213ZM63 130H64V129H63ZM73 130H74V129H73ZM75 130H76V128H75ZM75 130H74V131H75ZM84 130H83V131H84ZM87 130H89V129H87ZM87 130H86V131H87ZM163 130H164L165 133L163 132ZM184 130H185V131H184ZM190 130H192V131H190ZM219 130H220V129H219ZM69 131H70V129H69ZM83 131H82V127H81L82 136L84 137L86 131H84V135H83ZM126 131H128V130H126ZM71 132H72V131H71ZM76 132H77V130H76ZM116 132H117V131H116ZM159 132H160V135H161V136H164L166 139H165L164 137H162V138L165 139V140H167V142L163 140L164 144L162 143V145H161V143L159 142L160 140H161V142H162V138H160L161 136L159 135ZM181 132L184 133V134H181ZM219 132H220V131H219ZM219 132H218V133H219ZM162 133H164V134H162ZM204 133H205V134H204ZM68 134H69V133H68ZM72 134H74V132H73ZM115 134H116V133H115ZM124 134H125V133H124ZM127 134H128V133H127ZM127 134H126V135H127ZM137 134H138V133H137ZM178 134L181 135V137H183V138H182V139H183V142L186 141L185 145H184V143H183V144L181 143L182 140L180 139L181 137L179 138V135H178ZM187 134H188V135H187ZM194 134H195V135H194ZM207 134H206V136H207ZM211 134L209 133V136H207V138H206V136H203V137H202L203 139L200 137V138L202 139V141H204V142H202V144H206V143H205V138L207 139L206 141H209L210 136H212ZM220 134H221V132H220ZM35 135H38V136H36V139H37V140H34V142L36 143V144H35V143H34V144H35L36 146H38L39 144H41V143H40V139H41V138L43 139V141L45 140L44 138H45L46 136L44 137V136H42V135H47V136H51V137H52L53 135H55V136H60V137L63 136V138L60 139V140H63L62 142H61L60 140H58L60 137L57 138V141L61 142V143H59V142H57V143H58V144H61L60 146H62V143H63V145H64V146H63L64 148H63V147H60V146L58 145V148H59V147H60V148H59L57 151L59 152L60 149H61V151H62V153L59 154L60 156L58 155V153H57V155H56V151H53V152H55V155L51 152V153L53 154V156H54L55 158H57V161H58L57 164H56V162H52L53 160H54V161L56 160V159H54V157L52 158L53 160L50 161L49 158H51V156H50V155H46V153H47V154H51V153L49 152L50 149H51L50 147L53 146V144H54V142H55V140H56L55 138H53L54 136H53L52 138L48 137V139H51V141H49V140H45V141H47L48 143L50 142L49 144H46L47 146H46V145L44 146V144L46 143V142L44 141L45 143H44V142L42 143L43 146H42V144H41V145H39L38 147H36L34 144H32V141H30L31 139H29V137L32 138V137L35 136ZM40 135H41V136H40ZM70 135H71V134H70ZM77 135H78V137H77ZM150 135H151L152 137H151ZM153 135H154V136H153ZM158 135H159L160 137H158ZM166 135H167V134H166ZM170 135H171L172 137H170ZM174 135H175V136H174ZM182 135H183V136H182ZM198 135H199V136H198ZM116 136H117V134H116ZM127 136H128V135H127ZM138 136H139V135H138ZM156 136H157L158 138H160V140H159ZM173 136H174V137H173ZM176 136H177V137H176ZM186 136H187V137H186ZM193 136H194V138H193ZM195 136H196V138H195ZM214 136H215V135H214ZM40 137H41V138H40ZM153 137H154V138L156 137V138L154 139ZM169 137H170V140H168ZM175 137H176V138H175ZM189 137H190V138H189ZM84 138H85V137H84ZM126 138H127V137H126ZM129 138H131V137L129 136V137H128V140H129ZM141 138H143V137H141ZM151 138H152V139H151ZM171 138H172V140H171ZM184 138H185V140H184ZM186 138H187V139H186ZM38 139H39V140H38ZM42 139H41V141H42ZM67 139H68V140H67ZM112 139H114V137H113ZM116 139H117V138H115V140H116ZM123 139H124V138H123ZM191 139H193V140H191ZM197 139H198V140H197ZM53 140H54V142H52ZM149 140H150V141H149ZM151 140H153V142H152ZM155 140H159V141H156V142H155ZM173 140H175V142L178 141L179 144L176 145V143H175ZM179 140H180V141H179ZM196 140H197V141H196ZM210 140H211V139H210ZM37 141L39 142L38 145H37V143H38ZM67 141H68V142H67ZM76 141H77V142H76ZM106 141H107V142H106ZM119 141H120V140H119ZM129 141H130V140H129ZM140 141H141V140H140ZM148 141H149V142H148ZM190 141H192V143H190ZM194 141H195V143H194ZM51 142H52L53 144H52ZM115 142H116V141H115ZM117 142H118V140H117ZM131 142H132V141H131ZM131 142H130V143H131ZM145 142L149 143V145H147V143L145 144ZM150 142H151V143H150ZM158 142H159V144H158ZM165 142H166V144H165ZM168 142H169V144L172 143L170 147H169V144H167ZM57 143H55V144H56V148H57ZM70 143H71V146H70V147L72 148V150L75 149V150H78V151H80V152H78V151L75 152V150H74V152H73V151L71 150V148H70V150H71L70 152H71L72 154L70 153V155H68V154H69V152H68L69 149H67V148H68V145H69ZM78 143H79V145H78ZM120 143H121V142H120ZM156 143H157L158 145H161V149H163V150L159 149L160 147L156 149V151L159 150L158 152L161 151L159 154H158V152H156L155 149H154V148L158 147V145L156 146ZM187 143H188V144H187ZM189 143H190V144H193V146H192V145L189 146ZM200 143H201V142H200ZM50 144H51L52 146H51ZM66 144H67V145H66ZM84 144H86V143H84ZM150 144H151V145H150ZM202 144H201V145H202ZM77 145H78L79 147H77ZM131 145H132V144H131ZM134 145H135V144H134ZM146 145H147V146H150L151 148L148 147V149H146ZM152 145H153V146H152ZM164 145H165V146H164ZM175 145H176V146H175ZM178 145H179V146H178ZM183 145H184V146H183ZM49 146H50V147H49ZM140 146H141V147H140ZM154 146H156V147H154ZM181 146H183V147H181ZM185 146H187V148H185ZM202 146H203V145H202ZM39 147H40V150H39L40 153H39V151H38ZM42 147H43L44 149H45V148H46V149L44 150ZM48 147H49V149H47ZM65 147H66V148H65ZM135 147H138V146H135ZM153 147H154V148H153ZM199 147H200V146H199ZM206 147H207V146H206ZM37 148H38V149H37ZM77 148H78V149H77ZM80 148H82V149L80 150ZM106 148H105V149H106ZM111 148H112V150H111ZM119 148H120V147H119ZM125 148H126V147H125ZM125 148H124V149H125ZM129 148H130V147H129ZM133 148L131 147L130 149L132 150ZM149 148H150V149H149ZM164 148H165V149H164ZM176 148H177V150H176ZM182 148L184 149V150H182L183 152L181 151ZM42 149H43L44 151H43ZM53 149H54V148H53ZM53 149H51V150H53ZM62 149H63V150H62ZM126 149H127V148H126ZM153 149H154V150H153ZM166 149H167V150H166ZM178 149L180 150L179 152H178ZM188 149H189V150H188ZM198 149H199V148H197V150H198ZM203 149H204V148H203ZM46 150H47V151H46ZM67 150H68V151H67ZM134 150H133V151H134ZM148 150H150V151H149L150 153L148 152ZM152 150H153V151H152ZM174 150H175V152H174ZM200 150H201V149H200ZM61 151H60V152H61ZM87 151H88V150H87ZM109 151H113V152H111V154H110ZM120 151H121V150H120ZM124 151H125V150H124ZM162 151H163V152H162ZM165 151H166V152H165ZM172 151H169V152H172ZM176 151H177V152H176ZM184 151H185V153H186L187 151H189L188 153H189L190 155H189V154L184 155ZM202 151H203V150H202ZM43 152H44L45 154H44ZM63 152H64V153H63ZM67 152H68V154H67ZM88 152H89V151H88ZM105 152H106V150L101 151V153H102L103 155H104ZM114 152H115V153H114ZM122 152H123V150H122ZM153 152H154V153H153ZM65 153H66V154H65ZM73 153H74V154H73ZM75 153H76V154H75ZM77 153H78V154H77ZM155 153H156V154H155ZM161 153H162V154H161ZM173 153H172V154H173ZM180 153L182 154V156H181ZM197 153H199V152H196V153H195V154H196V158L198 157V156H197V155H198ZM37 154H38V155H37ZM40 154H41L42 157H41V156L39 157ZM42 154H44V155H42ZM64 154H65V155H64ZM85 154H87V153H85ZM98 154H99V153H98ZM113 154H114V155H113ZM157 154H158L159 156H158ZM169 154L171 155V153H169ZM169 154H168V157L170 156ZM200 154H202V153H199V155H200ZM241 154H242V153H241ZM61 155H64V156L62 157ZM67 155H68V156H67ZM73 155H74V156H73ZM83 155H84L85 157H83ZM112 155H113V156H112ZM129 155H130L131 157H134V155H135L136 158H135V157H134V158H135L136 161H138L139 159H141V162L143 163V165L140 163V161H138L139 163H138V162H135V160L133 161V160H132L133 158L131 159V161H133V162H130L129 159H128V158L130 157ZM163 155H164V156H163ZM187 155H189V156H187ZM48 156H50V157L47 158ZM58 156L61 157V158H59ZM77 156H78V157H77ZM161 156H162V157H161ZM178 156L180 157L179 161H178ZM43 157L46 158L47 164H45L46 162H45V160H44ZM118 157H119L120 159H119ZM123 157H124V156H123ZM127 157H128V158H127ZM131 157H130V158H131ZM138 157H140V158H138ZM154 157H155V158H154ZM156 157H157L158 159H161V158L163 159V157H165V158H164L162 161L159 160V161L161 162V163H159V162H158V159L156 160ZM160 157H161V158H160ZM41 158L43 159L42 161L40 160ZM137 158H138V159H137ZM153 158H154V159H153ZM198 158H199V157H198ZM37 159L40 160L41 165H37L38 162H39V160L37 161ZM127 159H128V160H127ZM150 159H151V162H152V159H153L154 161L156 160V162H154V164H155V166H158V167H156V168H154L155 166L152 167L151 164H152L153 162L151 163V162L149 161ZM168 159L171 160L170 157H169ZM48 160L50 161L49 163H52V164L55 163V164H54L53 166H51V164H48ZM108 160H109V161H108ZM123 160H124V162H123ZM176 160H177V161H176ZM200 160H201V158H200ZM249 160H250V159H249ZM43 161H44V163H43ZM107 161H108V162H107ZM118 161H116V162L118 163ZM125 161H126V162H125ZM143 161H144V162H143ZM167 161H168V160H166V162H167ZM174 161H173V162H174ZM186 161H187V160H186ZM188 161H189V160H188ZM192 161H193L192 163H194V160H193V159H192ZM40 162H39V163H40ZM157 162L159 163V165L157 164ZM173 162H172V163H173ZM177 162H178V164H177ZM232 162H233V161H232ZM42 163H43V164H42ZM89 163H90V164H89ZM106 163H108L109 165L106 164ZM112 163H114V164H112ZM117 163H116V164H117ZM136 163L140 164L141 167L143 166L142 168H143L144 170H143V169H140V167H139V169H140L141 171L143 170V171H142L143 173H142L139 169H138L139 171H136ZM144 163H145L146 165L149 164L148 166H151V168H152V169L154 168V169H153V170H149L150 167H149V168H148V167H145V164H144ZM168 163H170V162L168 161L167 164H168ZM172 163H170V164H172ZM187 163H188V162H187ZM138 164H137V165H138ZM42 165H44V167H43L44 169L41 168V169H43V173H42V174H43V175L45 174V176H42L43 179L46 178V175H47V177H48V176H53L54 179L56 178V180H55V182H56L55 184H56V185H54V183H53L54 180H53V179H52V182L49 181L47 178L44 180V181H47V182H46V183H47L46 185H48V186H51V185H52V186H53V187L51 186L52 189H51V188L48 189V190H50V191H48V190L46 189V190L49 192V194H46L47 191L45 192V189H43L44 191H42V189H41L42 186H43L44 188H48V187H45L44 185H42V183L45 184V182H43L42 180H40V179H42V178H40V177H38V178H40V179H38V180H39V181H38L37 178H36V179L34 178V179H35V180H34V179H31V178H30V177H32V176H29V177H28V175H27L28 178H27V180H26V179H25L26 177H25V175H24L22 178H23V180L25 179V180H24L25 182L28 181V183H25L24 181H21V180H22V178H21L22 174H20V173L24 172L25 170H28V171H25V172H29V171H33V172H34V171H37V170H31V169H32V168L35 169L34 167H37V166H39V168H40V166H42ZM88 165H89V166H88ZM111 165H112V166H111ZM124 165H125V166H124ZM132 165H133V166L135 165L134 168H133ZM163 165H164V164H163ZM175 165H174V166H175ZM191 165H192V164H191ZM30 166H34V167H30ZM46 166H48L49 168L46 167ZM50 166H51L52 168H50ZM87 166H88V167H87ZM130 166H132V168H131ZM164 166H166V164H165ZM172 166H173V164H172ZM192 166H193V165H192ZM200 166H201V165H200ZM242 166H244V165H242ZM249 166H251V165H249ZM16 167H17V168H16ZM89 167H90V168H89ZM127 167H130L129 169H131V171H129ZM203 167H204V166H203ZM28 168H29V169L31 168V169L29 170ZM47 168H48V169H47ZM86 168H88V169H87V170H88V174H87V172H86ZM109 168H110V169H109ZM120 168H119V169H120ZM146 168H147V170H145ZM161 168H162V167H161ZM188 168H189V167H188ZM188 168H187V169H188ZM204 168H205V167H204ZM204 168H203L202 170L199 169L200 172L203 171ZM106 169H108V170H106ZM124 169H125V170H124ZM158 169H159V168H158ZM168 169H169V168H168ZM180 169H179V170H180ZM17 170H19L20 172H19V171L17 172ZM93 170H95V169H93ZM127 170H128V171H127ZM159 170H160V169H159ZM174 170H176V168H174ZM177 170H178V169H177ZM185 170H186V169H184V171H185ZM234 170H235V168H234ZM21 171H22V172H21ZM41 171H42V170H41ZM133 171H134L135 174L138 173V175H140V176H138L137 174L135 175V174L133 173V177L131 178V173H132ZM160 171H161V170H160ZM160 171H159V173L162 175V173H161L162 171H161V172H160ZM169 171H170V170H169ZM169 171H168V170H165V176H166V177L169 175V174H166L167 172L170 173ZM172 171H173V170H172ZM25 172H24V174H25ZM94 172H96V170H95ZM126 172H128V173L130 172V173L127 175ZM144 172H148V174H147L148 177L145 176V173H144ZM198 172H199V171H198ZM231 172H232V171H231ZM36 173L39 175V174H40V171H39V172H36ZM36 173L34 172L33 174H32V173H31V174H32L33 177H34V174L36 175ZM108 173H110V174H108ZM114 173H115V174H114ZM119 173H120V174H119ZM175 173H176V172H175ZM196 173H197V172H196ZM237 173H238V172H237ZM18 174H19V175H18ZM92 174H93V173H92ZM113 174H114V177H113ZM171 174H172V173H171ZM17 175H18V177H17ZM29 175H30V174H29ZM38 175H37V176H38ZM95 175H96V174H95ZM108 175H110L111 177L109 176V177H110V178H109ZM118 175H119V176H118ZM120 175H122V177H121ZM124 175H125V176H124ZM129 175H130V176H129ZM161 175H160L159 178H165L164 175H163L164 177L161 176ZM173 175H175V174H174V171H173ZM192 175H193V174H192ZM19 176H20V178H21L20 181H18V180H19ZM39 176H40V175H39ZM54 176H55V177H54ZM57 176L60 178V180L57 178ZM117 176L119 177V181H118V182H119L120 184L116 181V180H118V179H117ZM126 176H127V177H126ZM135 176L137 177V179L135 178L137 181H135V180L133 179ZM142 176H143V177H142ZM155 176H156V175H155ZM170 176H171L170 178L172 179V175H170ZM195 176H196V175H195ZM207 176H208V175H207ZM24 177H25V178H24ZM33 177H32V178H33ZM35 177H36V176H35ZM61 177H64V178H61ZM78 177H79V179L82 178V177H83L84 179H86L85 182H84V180L82 181V182H84V184H85V183L87 182V180H88V181H89V184H88V185H90V186H88V185H84V186H82L83 183L80 184V183L76 182V181H80V180H75V179H78ZM90 177H92V176H90ZM97 177H98V176H97ZM97 177H95L96 180H97ZM120 177H121L122 179H121ZM123 177H124V178L126 177V178L124 179ZM152 177H153V176H152ZM29 178L31 179V185H30V183H29V182H30V181H29ZM51 178H52V177H51ZM83 178H82V179H83ZM128 178H130V179H128ZM141 178H142V179H141ZM168 178H169V177H168ZM168 178H167V179H168ZM192 178L194 179L195 177H192ZM82 179H81V180H82ZM93 179H94V178H92V181H93ZM95 179H94V180H95ZM114 179H116V180H114ZM120 179H121V180H120ZM139 179H141V180H139ZM144 179H147V180H144ZM176 179H177V178H176ZM1 180H3V181H1ZM14 180H15V181H14ZM16 180H17V181H16ZM96 180H95V181H96ZM100 180H99V181H100ZM127 180H128L129 182H128ZM130 180H131L132 182H131ZM133 180L135 181V183H137V182L139 181V184H138V185L134 183V184H135V187H134V184H131V183H133ZM153 180H154V177H153ZM159 180H160V179H159ZM162 180H163V179H162ZM177 180H178V179H177ZM7 181H6L5 184L8 183ZM32 181H34V182H33L34 186H33V184H32ZM92 181H91V183H92ZM115 181H116V182H115ZM123 181H124V182H123ZM125 181H127V182H125ZM164 181H165V179H164ZM164 181H162V184H163V185H165L166 183H168V182H164ZM192 181H195V180H192ZM19 182H24V184L21 183V184H23V185L21 186V184H20ZM38 182H40V186L42 185L41 188H39V186L37 187V185H39V184H37V185L35 184V183H38ZM62 182H63V183H62ZM80 182H81V181H80ZM93 182H94V181H93ZM96 182H97V181H96ZM130 182H131V183H130ZM151 182H152V181H151ZM163 182H164L165 184H164ZM173 182H174V181H173ZM173 182H171V183H173ZM50 183H52V184L50 185ZM76 183H78V185H77ZM87 183H88V182H87ZM97 183H98V182H97ZM97 183H96V186L99 185L100 182H99L98 184H97ZM115 183H116V184L118 183V184L120 185L121 188H118L119 185L117 184L118 186H116ZM122 183H123V185H122ZM124 183H125V184H124ZM154 183H155V181L153 182V184H154ZM192 183H193V182H192ZM25 184H26V185H25ZM27 184H28V185H27ZM57 184H58V186H57ZM62 184H63V185H62ZM74 184H75V185H74ZM128 184H129V186H131V187H129ZM157 184H158V183H157ZM1 185H0V186H1ZM29 185H30V186H29ZM79 185H80V186H79ZM103 185H104V184H103ZM125 185H127V186L125 187ZM132 185H133V187H132ZM139 185H140V186L143 185V186L140 187ZM155 185H156V184H154V187H155ZM158 185H159V184H158ZM177 185H178V184H177ZM5 186H4V187H5ZM23 186H24V187H23ZM26 186H28V187H26ZM31 186H33L34 188L37 187V188L40 189V190H38L37 188H36V190H33L34 188L31 187ZM56 186H57V187H56ZM72 186H73L74 188H71ZM76 186H77V187H76ZM91 186H92V187L94 186V187L92 188ZM115 186L117 187V188H115V189H117L118 191H117V190H114V189L112 188V187H115ZM136 186H137V190L134 189V188H136ZM138 186H139V187H138ZM156 186H157V185H156ZM4 187H3V188H4ZM13 187H14V186H13ZM20 187H23V188H25V189L28 188V190L23 191L24 189H23V188H20ZM54 187H55V188H54ZM75 187H76L77 189H75ZM90 187H91V189H90ZM109 187H110V188H109ZM128 187H129V188H128ZM151 187H152V186H151ZM31 188H33V189L30 190ZM87 188L85 187L84 189H87ZM123 188H124L125 190H124ZM126 188H127V189H126ZM130 188H131V189L133 188V189L136 190V191H134L133 189H132V191H130V190H131ZM157 188H158V187H157ZM6 189H8V190H6ZM17 189H19V190L21 189L22 191H19V190H18V193L20 192L21 194H24V198H25V199L28 198L29 201L26 199L27 201L25 202V200L22 199L23 197L21 198L20 196H17V195H16V193H17V192H16ZM64 189L66 190L67 193L64 192V191H65ZM80 189L82 190V188H80ZM84 189H83L82 191L80 190V193H78L77 197H80V196L83 197V196H85V195H88V192H87L88 189L85 190V191H84ZM109 189H111V190H110V193L107 192V191H109ZM140 189H139V190H140ZM145 189L147 190V188H145ZM149 189H150V188H149ZM158 189H159V188H158ZM158 189H157V191H158ZM160 189H161V188H160ZM180 189H181V188H180ZM78 190H77V191H78ZM90 190H91V191H90ZM126 190H129V191H128V193H126V195H125V193H124L123 191H126ZM26 191H27V194H29L28 197L25 196V192H26ZM68 191H69V192H68ZM83 191H84V192H83ZM93 191H94V190H93ZM114 191H115V192H114ZM116 191H117V192H116ZM157 191H156V192H157ZM62 192H63V193H62ZM86 192H87V193H86ZM111 192H112L113 194H112ZM149 192L152 193L153 191H152V192L149 191ZM18 193H17V194H18ZM20 193H19V194H20ZM32 193H33L34 195H33ZM68 193H69V194H68ZM85 193H86V194H85ZM104 193H103V194H104ZM150 193H149V194H150ZM160 193H161V192H160ZM182 193H183V191H182ZM2 194H8L9 196L7 197V196L4 195V196H5V197H4ZM35 194H36V195H35ZM81 194H82V195H81ZM83 194H84V195H83ZM93 194H94V193H93ZM108 194H109V195H108ZM153 194H154V193H153ZM32 195H33V196H32ZM124 195H125V196H124ZM135 195H136V196H135ZM145 195H146V194H145ZM147 195H148V194H147ZM156 195H157V194H156ZM92 196H93V195H92ZM110 196H111V197H110ZM131 196H132V195H131ZM150 196H151V195H150ZM153 196H154V195H153ZM174 196H175V195H174ZM211 196H213V195H211ZM17 197H19L20 200H18L19 198H17ZM106 197H108L109 199H107ZM112 197L114 198V200H113ZM127 197H128V198H127ZM202 197H204V196H202ZM10 198H11V199H10ZM15 198H17V199H15ZM32 198H34V199L36 200V202H35L34 199H32ZM80 198H81V197H80ZM105 198L107 199V201H104ZM111 198H112V199H111ZM126 198H127V199H126ZM146 198H147V197H146ZM155 198H156V197H155ZM173 198H174V197H173ZM13 199H15V200H13ZM62 199H64V200H62ZM110 199H111V200H110ZM125 199H126V200H125ZM141 199H143L142 196H141ZM144 199H145V198H144ZM149 199H150V198H149ZM23 200H24V201H23ZM61 200H62V201H61ZM102 200H103V201H102ZM108 200H109V202H108ZM14 201H16V202H14ZM18 201H19L20 203H19ZM101 201H102V203H100ZM110 201H111V202H110ZM112 201H113V202H112ZM28 202H29V203H28ZM34 202H35V203H34ZM93 202H94V203H93ZM95 202H96V203H95ZM104 202H105L106 204H105ZM155 202H156V201H154V203H155ZM16 203H17V204H16ZM18 203H19V204H18ZM21 203H23L24 205H28L29 207H28V206H24V205H22ZM97 203H98V205H97ZM103 203H104V204H103ZM107 203H109V206H106ZM110 203H111V204H110ZM118 203H119V202H118ZM137 203H138V202H137ZM160 203H161V202H160ZM3 204H4V206H3ZM99 204H101V205H99ZM116 204H117V205H116ZM135 204H136V203H135ZM138 204H139V203H138ZM18 205H19V206L22 205L23 207L20 206V208H21V209H20ZM90 205H91V206H90ZM92 205H93V206H92ZM95 205L98 206V207H96ZM110 205H111V207H110ZM121 205H120V207H121ZM139 205H141V204H139ZM143 205H144V204H143ZM161 205H162V204H161ZM16 206H17V207H16ZM94 206L96 207L95 209H94ZM114 206L117 207V208H114ZM125 206H126V208H127V205H125ZM131 206H132V205H131ZM146 206H147V205H146ZM9 207H13V211L17 209V210H16L17 213L11 211L10 209H12V208H9ZM15 207H16V209H14ZM91 207H92V208H91ZM100 207H101V208H100ZM103 207H104V208H103ZM128 207H129V206H128ZM143 207H144V206H143ZM147 207H148V206H147ZM25 208H27V209L24 211ZM105 208H106V210L109 209V211H106ZM124 208H125V207H124ZM137 208H139V207L137 206ZM191 208H192V207H191ZM18 209H19V211H18ZM92 209H93V210H92ZM114 209H115V211H114ZM134 209H136V207H134ZM143 209H144V208H143ZM20 210H21V211H24V214H23V215H22V213L20 212ZM98 210H99V211H98ZM100 210H101V211H100ZM123 210H124V211H126V210L128 211V209H123ZM123 210H122V211H123ZM132 210H133V208H132ZM145 210H146V209H145ZM160 210H161V209H160ZM87 211H88V212H87ZM104 211H106V212H104ZM110 211H111V212H110ZM122 211H120V213H121ZM129 211H131V210H129ZM153 211L155 212V210H153ZM156 211H159V208H158V210H156ZM0 212H1L0 214L3 215L1 209H0ZM12 212H13V213H12ZM102 212H104V213H102ZM109 212H110V213H109ZM135 212L138 213V209H137V211H135ZM142 212H143V211H142ZM26 213H29V214H30V216H29L28 218L25 217V216H26ZM101 213H102V214H101ZM107 213L110 214V215H108ZM130 213H131V212H130ZM147 213H148V212H146V214H147ZM155 213H156V212H155ZM13 214H16V215L14 216ZM17 214L22 215L20 219H18V217H20V216H18ZM122 214H125V213L122 212ZM122 214H119V215H122ZM1 215H0V217H1L0 220H2V221L0 222V223H1V226H3L2 223H9V222H7V218H6L7 215L5 214V215H6L5 217H4V216H1ZM12 215H13L14 217H13ZM98 215H97L96 217H98ZM133 215H134V214H133ZM141 215H142V214H141ZM65 216L62 217V218H65ZM107 216H105V217H107ZM147 216H148V214H147ZM15 217H16V218H15ZM137 217H138V216H137ZM139 217H140V216H139ZM152 217H153V216H151V218H152ZM13 218L16 219V220H14ZM114 218H113V219H114ZM125 218H126V215H125ZM130 218H131V216H130ZM143 218H144V217H143ZM147 218H148V217H147ZM5 219H6V220H5ZM17 219H18V220H17ZM92 219H94L95 221L97 220V219L95 218V216H94ZM132 219L134 220L135 218H132ZM3 220H4V221H3ZM101 220H102V221H101ZM124 220H125V219H124ZM137 220H141V218H140V219H137ZM137 220H136V221H137ZM146 220H147V219H146ZM180 220H181V219H180ZM13 221H14V224H13ZM30 221H31V222H30ZM66 221H67V220H66ZM105 221H104V222H105ZM116 221H117V220H116ZM119 221H120V223H121V219H120ZM122 221H123V220H122ZM150 221H151V220H150ZM154 221H155V220H154ZM16 222H17V223H16ZM84 222H85V221H84ZM86 222H87V221H86ZM98 222H96V224L93 223V225H92V224L90 225V223H91V221H90V222H88V223H86V224H87V225L89 224L90 226H92L93 228H95V227L98 226V225H97ZM108 222L111 223L112 221L110 220V221H108ZM120 223H119V222H118V223L116 222V225L119 224V226H120ZM139 223H140V222H139ZM168 223H169V222H168ZM58 224H59V225H58ZM86 224L82 223V225H86ZM114 224H115V223H114ZM22 225H23V226H22ZM94 225H95V226H94ZM14 226H15L16 228H15ZM20 226H22V227L24 228V230L19 229L18 227H20ZM101 226H103V224H101ZM104 226H105V223H104ZM13 227H14V228H13ZM27 227H28V229H27V231H26L25 228H27ZM52 227H53V228H52ZM3 228H4V229H3ZM29 228H30L31 230H30ZM35 228H36V230H35ZM54 228H55V230H54ZM102 228H103V227H102ZM140 228H141V227H140ZM238 229H239V228H238ZM97 230H98V227H97ZM117 230H118V229H117ZM168 230H169V229H168ZM243 230H244V229H243ZM32 231H33V232H32ZM101 231H102V233L104 232L103 229H101L100 232H101ZM259 231H261V230H259ZM31 232H32V233H31ZM39 232H38V233H39ZM54 232H55V234H53ZM163 232H164V231H163ZM255 232H256V231H255ZM96 233H98V235H100V237H101V234H102V233H99V230H98ZM112 233H113V231H111V234H112ZM82 234H84V233H82ZM257 234H259V233H257ZM262 234H263V232H262ZM35 235L37 236V233H35ZM35 235H34V236H35ZM42 235H43V234H42ZM115 235H116V234H115ZM200 235H203V234H200ZM39 236H40V234H39ZM39 236H38V237H39ZM182 236H183V235H182ZM209 236H210V235H209ZM250 236H251V235H250ZM254 236H257V235H254ZM261 236H262V235H261ZM65 237H66V236H65ZM88 237H89V236H88ZM105 237H106V236H105ZM105 237H104V238H105ZM107 237H108V235H107ZM107 237H106V238H107ZM202 237H203V236H202ZM202 237H201V239H202ZM83 238H84V237H83ZM83 238H82V239H83ZM90 239H91V238H90ZM90 239H89V240H90ZM135 239H136V238H135ZM252 239H254V238L252 237ZM258 239H259V238H258ZM258 239H257V240H258ZM83 240H86V238H84ZM184 240H185V239H184ZM260 240H261V239H260ZM59 241H60V240H59ZM66 242H67V241H66ZM258 242H259V241H258ZM7 243H8V241H7ZM13 244H14V243H13ZM53 244H54V243H53ZM68 244H69V243H68ZM92 244H95V243H92ZM3 245H4V244H2V247H1V248H4V249H5V248H6V247H4L5 245H4V246H3ZM6 245H7V244H6ZM8 245H9V244H8ZM8 245H7V249H6V250H8V248H9ZM64 245H65V244H64ZM70 245H71V244H70ZM238 245H239V244H238ZM253 245H254V244H253ZM0 246H1V245H0ZM21 246H20V247H21ZM59 246H60V245H59ZM236 246H237V245H236ZM259 246H260V245H259ZM263 246H264V245H263ZM247 247H248V246H247ZM250 247H251V246H250ZM43 248H44V247H43ZM58 248H59V247H58ZM63 248H64V247H63ZM87 248H88V247H86V249H85L86 251H87ZM93 248H95V246H93ZM16 249H17V248H16ZM239 249H240V248H239ZM260 249H261V248H260ZM6 250L3 251V249H0V262H1L0 264H3L4 262H5V264H9L8 262H6V261H9V260H10L9 257H8V255H7ZM10 250L13 251V249H10ZM10 250H9V253H8V254L11 255L12 253H10V252H11ZM29 250H30V251H29ZM258 250H259V249H258ZM2 251H3L4 253H3ZM65 251H66V250H65ZM86 251H83V252L85 253ZM246 251H248V248H247ZM5 252H6V253H5ZM14 252H15V251H14ZM14 252H13V253H14ZM71 252H72V251H71ZM255 252H256V251H255ZM258 252H260V251H258ZM262 252H263V251H262ZM87 253H88V251H87ZM235 253H236V252H235ZM22 254H23V253H22ZM54 254H55V253H54ZM82 254H83V253H82ZM254 254H255V253H254ZM3 255H5V258H8V259L6 260V259L4 258ZM13 255H14V254H12L11 256H13ZM23 255H24V254H23ZM243 255H244V254H243ZM6 256H7V257H6ZM59 256H60V255H59ZM229 256H230V255H229ZM14 257H15V256H13V258H14ZM82 257H83V256H82ZM250 257H251V256H250ZM252 257H253V256H252ZM256 257H257V256H256ZM13 258H11V259H13ZM58 258H59V257H58ZM239 258H240V257H239ZM243 258H244V257H243ZM15 259H17V260H16V263H19V262L21 261L20 259H18V257H15L14 260H15ZM26 259H27V258H26ZM234 259H235V258H234ZM240 259H241V258H240ZM5 260H6V261H5ZM28 260H29V259H28ZM2 261H3V263H2ZM81 261H82V260H81ZM217 261H218V260H217ZM223 261H224V260H223ZM9 262H10V261H9ZM30 262H31V261H30ZM133 262H134V260H133ZM263 262H264V261H263ZM31 263H32V262H31ZM219 263H220V262H219ZM237 263H238V262H237ZM247 263H248V262H247ZM26 264H29V263L27 262ZM38 264H39V263H38ZM49 264H50V263H49ZM251 264H252V263H251ZM255 264H256V263H255ZM261 264H262V263H261ZM263 264H264V263H263Z\"/></svg>","mask_w":264,"mask_h":264}]
</instances>
